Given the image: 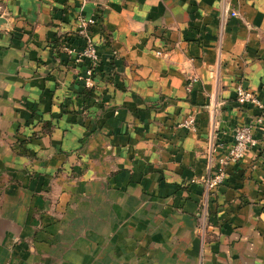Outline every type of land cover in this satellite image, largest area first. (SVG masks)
Segmentation results:
<instances>
[{"label": "crops", "instance_id": "obj_1", "mask_svg": "<svg viewBox=\"0 0 264 264\" xmlns=\"http://www.w3.org/2000/svg\"><path fill=\"white\" fill-rule=\"evenodd\" d=\"M91 16L88 89L61 41ZM0 17V264H264V111L236 100L264 98V0H0ZM244 124L257 143L208 191Z\"/></svg>", "mask_w": 264, "mask_h": 264}, {"label": "built area", "instance_id": "obj_2", "mask_svg": "<svg viewBox=\"0 0 264 264\" xmlns=\"http://www.w3.org/2000/svg\"><path fill=\"white\" fill-rule=\"evenodd\" d=\"M236 14V12H233ZM97 23L95 16L80 17L77 23L75 37H82L84 43L78 48L72 43V36L67 35L61 42V49L73 62L80 66L77 79L89 89L96 86L95 79L101 74L102 61L98 55L97 47L91 37V28ZM160 53V52H159ZM236 100L241 105L250 104L264 111V98H259L254 92L246 89L243 85L236 86ZM189 125L194 123L190 119ZM257 143L253 134L252 124L240 125L236 129L235 141L221 156L216 164L210 163L205 183L208 191H214L226 178V167L230 163L238 161L252 146ZM213 149L210 151L212 153ZM212 155V154H211Z\"/></svg>", "mask_w": 264, "mask_h": 264}, {"label": "water", "instance_id": "obj_3", "mask_svg": "<svg viewBox=\"0 0 264 264\" xmlns=\"http://www.w3.org/2000/svg\"><path fill=\"white\" fill-rule=\"evenodd\" d=\"M5 22L4 17H0V25Z\"/></svg>", "mask_w": 264, "mask_h": 264}, {"label": "rangeland", "instance_id": "obj_4", "mask_svg": "<svg viewBox=\"0 0 264 264\" xmlns=\"http://www.w3.org/2000/svg\"><path fill=\"white\" fill-rule=\"evenodd\" d=\"M102 72H103V69L101 70V74H102ZM101 74H99V75H101Z\"/></svg>", "mask_w": 264, "mask_h": 264}, {"label": "trees", "instance_id": "obj_5", "mask_svg": "<svg viewBox=\"0 0 264 264\" xmlns=\"http://www.w3.org/2000/svg\"><path fill=\"white\" fill-rule=\"evenodd\" d=\"M63 39H64V38H63ZM63 39H62V41H63ZM62 41H61V42H62ZM88 89H89V88H88Z\"/></svg>", "mask_w": 264, "mask_h": 264}]
</instances>
